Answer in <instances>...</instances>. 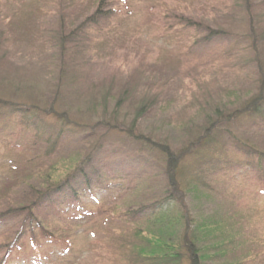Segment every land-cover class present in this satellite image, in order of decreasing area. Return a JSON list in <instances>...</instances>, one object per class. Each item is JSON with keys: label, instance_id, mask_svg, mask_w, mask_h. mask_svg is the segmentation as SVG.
<instances>
[{"label": "rangeland", "instance_id": "1", "mask_svg": "<svg viewBox=\"0 0 264 264\" xmlns=\"http://www.w3.org/2000/svg\"><path fill=\"white\" fill-rule=\"evenodd\" d=\"M251 1L264 29V0ZM246 23L240 0H0V100L51 112L0 119V264H140L131 247L144 224L125 214L164 197L159 145L184 152L179 177L198 185L166 206L170 215L226 221L231 252L204 263L264 264V170L256 160L264 157V116L225 126L214 146L189 149L215 107L232 110L256 93L249 55L232 47ZM207 29L233 42L204 45ZM53 114L83 130L63 132L55 149L44 136L60 128ZM130 129L152 150H140ZM88 155L89 175L112 173L118 183L70 209L35 206L52 237L25 212L1 216L36 202L41 172L57 165L61 174L62 164ZM25 227L28 237L16 241Z\"/></svg>", "mask_w": 264, "mask_h": 264}, {"label": "trees", "instance_id": "2", "mask_svg": "<svg viewBox=\"0 0 264 264\" xmlns=\"http://www.w3.org/2000/svg\"><path fill=\"white\" fill-rule=\"evenodd\" d=\"M240 6H242L245 11L248 30L245 34L237 37V40H234V42L238 44L232 47L236 50L239 48L240 53L245 52L249 55L247 59L251 63V68L254 70L256 93L240 107H236L232 110H226L225 106L215 107L212 117L207 118L204 122L205 129L202 130L201 134H199L194 141L189 143V145L191 144L189 149L192 147L205 149L206 147L214 146L217 143L216 135L222 132L225 126H229L238 121L244 122L247 120L253 121L255 119H262L264 116V56L262 53L264 47L262 33H264V29H261L257 23L258 18L252 10L253 5L251 0H240ZM94 16L93 14L91 17L92 22H95L93 20ZM185 23L187 28H192L196 32H199L201 29V24H197L191 20L187 19ZM73 32L74 30L69 35L70 37ZM216 41H221L223 44H227L228 41L233 42L229 40L226 31L219 29H207L206 34L200 40L204 45ZM243 41L245 42V47L242 46ZM6 113H18L22 119L28 120L36 119L37 117L34 118V116L37 115L38 118L42 119L46 116L50 117L48 114L51 112L43 116L40 112H34L30 108H21L20 106L18 107L12 103L0 100V119L5 118ZM53 116H55V120L60 123L56 125V127L60 128H58L57 134L53 136L49 134L44 135L45 142L50 145V148L55 149V145L58 144V141L62 138L63 132H83V130H79L78 126L75 125L74 127L72 122L65 119L63 115L58 116L53 114ZM36 123L42 124L43 122L41 119H38ZM129 136L142 145L140 150L150 151L152 150L151 147L153 144H155L143 137V135H134L133 129L129 130ZM159 147L161 148V154L165 158L167 170L165 171L167 183L165 192L163 193V199L139 207L135 211L128 209L125 214L131 216V218L137 216L138 220L144 224V229H136L134 234L138 241V245H132L131 247V252L134 254L135 259L140 261V264H179L185 257L187 264H205L204 262L213 256L227 257L229 252H231V248L228 247L231 240L224 232L225 228H227L226 221L214 218L194 220L187 212H179L174 216L170 215L171 210L166 206L173 201H177V199L183 198L184 194H196L198 192V185L188 184L184 186L179 177L181 170L179 164L185 156L183 155L184 152L176 156L168 147L160 145ZM249 150L252 149L250 148ZM97 151L99 150L97 149ZM189 153L192 154L191 156H194L193 151L191 152L190 150ZM249 153H252V151ZM256 153L260 154L257 151ZM90 155L85 156L83 160L77 163L68 160L67 164H62L64 168L61 169V174L57 165L50 171L41 172L43 180L41 185L42 190L39 191L36 202L16 209H10L1 216H13L14 214L17 216L25 212V215L31 220V224H36L41 231L49 234L34 216L33 211L36 210L35 206H38V204L40 206L45 200V204H47L50 209L55 208L57 205L63 210L70 209L73 208L76 203L79 204L83 196H93L94 192L118 183L117 178L111 176L112 173L108 175H104L103 173L96 174L95 176L89 175L88 171L94 164V159L91 158ZM256 160L258 162L257 170L262 173L264 170V157L257 155ZM134 221V219H131L129 222L132 224ZM25 229L26 227L22 229V232L19 234L20 237L16 238V241H19L20 238L26 239L28 237L26 233L27 230ZM31 230L32 229H30V231ZM52 236L53 235L50 233L49 237ZM204 242H208V245L205 247L200 245ZM14 243L15 242L10 246L12 247ZM31 245L33 246L34 244L31 242ZM14 248H16V246H14ZM12 250L14 249H11L9 253Z\"/></svg>", "mask_w": 264, "mask_h": 264}]
</instances>
